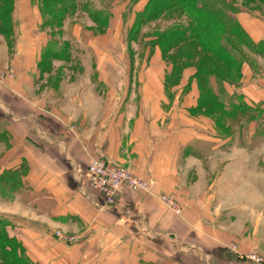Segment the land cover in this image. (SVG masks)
Masks as SVG:
<instances>
[{
	"label": "crops",
	"instance_id": "0c3cea01",
	"mask_svg": "<svg viewBox=\"0 0 264 264\" xmlns=\"http://www.w3.org/2000/svg\"><path fill=\"white\" fill-rule=\"evenodd\" d=\"M235 17L249 42L235 49L239 79L222 83L225 109H240L236 128L227 115L233 129L222 135L214 121L188 119L199 93L194 83L181 92L186 77L170 99L165 75L127 74L112 85L106 75L78 74L83 85L66 83V104L55 108L63 94L42 89L51 73L42 72L41 51L50 39L37 5L0 0V63L15 71L0 81V127L7 131L0 172L27 167L20 196L3 207L20 211L18 238L34 262L254 264L243 256L264 254V12L242 8ZM216 81L211 87L220 96ZM94 157L132 170L151 190L125 189L109 206L89 183ZM163 194L178 201L180 213Z\"/></svg>",
	"mask_w": 264,
	"mask_h": 264
},
{
	"label": "rangeland",
	"instance_id": "374dc122",
	"mask_svg": "<svg viewBox=\"0 0 264 264\" xmlns=\"http://www.w3.org/2000/svg\"><path fill=\"white\" fill-rule=\"evenodd\" d=\"M135 1L136 0H34V4L37 5L42 15L41 32L43 31L42 33H45L46 36L49 37V41L52 40L57 43V48H61L65 53L70 55L69 59H52L50 66L44 67V70L42 69V72L51 73V77H47L49 80L42 86V89L45 90L48 87L56 86L57 89L60 90L57 91V94H63L62 97L58 96L55 98V108L59 109L66 104L64 98L65 92L63 91L65 89L63 86L66 83L67 85H83V82L80 81L82 79L79 76H75L78 74L95 75L99 73L102 76L106 75L110 77L112 85L115 83L119 85V83H121L119 80H122L127 74L133 75L141 73L145 75L157 73L165 75L162 88L170 99L173 98L172 88L178 85L183 77H186L185 85L180 88V90H182L181 92L192 90V85L194 83L199 93L197 106L187 114L188 119L194 122L198 121L199 118H202L200 121H214L217 123L218 134H230L231 129H233L231 127L234 126L236 128L235 122L238 121L237 118L240 109L233 111L232 115H228L229 120L232 119L230 120L233 123L232 126H226L227 115L223 117L222 121H216L214 118L218 113L216 107H213L212 103H202L203 98L201 91L203 88L200 85V80L203 82L204 77L201 76L199 79L196 75V68L192 65L186 66L180 75L175 74L172 77L169 76V72L173 65L171 66V63L164 59L162 48L159 45L153 46L152 44V39H154L157 34L168 33L170 29L175 28V26L179 24L187 26L188 18L185 13L178 9L167 11L158 19L144 23L138 34H135L134 31L129 32V30L134 25L137 14L146 8L149 0ZM230 4L232 8H230L229 11H231L234 16L236 14L235 10L240 11L242 8L255 12H264V0H231ZM58 5L71 6V9L63 16L59 25L54 24L51 19V14L48 15L44 13L46 11L50 13L53 7ZM221 5H224L223 2H221ZM8 10L9 7L6 5L2 13H8ZM96 12L97 15L99 14L98 20L92 16L93 13L96 15ZM7 15H9V13ZM6 20H8V16L4 21ZM50 20L52 21L51 23ZM35 32H38V30H35ZM227 36L231 39V43L227 45V47L230 46L234 49L238 48L239 51L240 41L237 37L229 33ZM224 41L225 40H223V42ZM187 43L188 42L182 43L183 45H181L184 46L187 45ZM224 44L226 45V42ZM174 50L175 49H172L170 52H174ZM178 51L179 50L176 52ZM238 51L233 52H237L238 54H235L239 56L240 52ZM242 52L245 54L246 52L248 53L246 50H242ZM42 53L43 50L41 51V60ZM212 60L219 65L220 59L213 57ZM70 61L73 63L72 66H70ZM52 62H55V64H52ZM224 65V63L223 65L221 63L218 70L225 74L229 72V74H231L232 72L229 67H224ZM0 66L4 68L1 63ZM97 67H99L98 71ZM238 75H236L235 81L239 79L240 76ZM8 78L13 77H7L6 79ZM215 79L214 76H211L209 77V82H214L217 80ZM216 82H218V84L220 83L219 81ZM220 85L221 84H219V87ZM67 87L68 91L72 90V87ZM76 89L74 87V91ZM104 90L108 91L107 88H104ZM220 97L224 101V95H220ZM48 108L49 107H47V109ZM2 114L0 108V117H2ZM5 117L7 118V116ZM18 197L19 196H17V198ZM6 201L7 200L0 197V217L6 218L12 222L13 228L10 229L11 235L20 237V211L13 207H3ZM57 231L55 232V236L59 237ZM60 232L66 235L62 231ZM75 241L67 242L74 243Z\"/></svg>",
	"mask_w": 264,
	"mask_h": 264
},
{
	"label": "trees",
	"instance_id": "16d2710c",
	"mask_svg": "<svg viewBox=\"0 0 264 264\" xmlns=\"http://www.w3.org/2000/svg\"><path fill=\"white\" fill-rule=\"evenodd\" d=\"M221 2L224 5H221ZM230 3L231 0H149L146 8L137 14L135 23L129 30V32L134 31L135 34H138L144 23L156 20L170 10L178 9L185 13L188 18L187 26L179 24L175 28L170 29L168 33L157 34L152 39V44L153 46L159 45L162 48L164 59L171 63V66L173 65L169 76L180 75L186 66L192 65L196 68L198 78L204 77L203 82L200 80V85L203 88L201 91L202 103H212L213 107H216L218 110V113L214 116L216 121H222L225 115L232 113L225 109V103L221 99L222 96H215L209 77L214 76L220 82V95H224L222 82H235L236 75L239 73L238 76H240V61L242 60L240 55H237V52H235L237 54L233 52L237 48L235 50L233 47H227L231 43V39L227 35L228 33L235 35L240 42H248L249 39L239 20L229 11L232 8ZM70 9L71 6L69 5H58L53 7L50 13L47 11L44 13L51 14L54 24L59 25L63 16ZM235 12L239 11L235 10ZM94 14L92 15L93 18L98 20L99 14L97 15V12L96 15ZM52 21L50 20V23ZM223 40L225 41L223 42ZM186 42H188L187 45L182 46V43ZM225 42L226 45L224 44ZM56 44L51 40L43 50L40 62L43 70L44 67L50 66L52 59L70 58V55L61 48H57ZM180 46L182 47L178 48ZM172 49H175L174 52H170ZM177 50L179 51L176 52ZM213 57L220 59L219 65L224 63V67H229L232 73L225 74L219 71V65L212 60ZM6 136V129L0 127V140ZM26 170V165L22 164L21 167L5 169L0 172L1 198L14 200L18 195L20 196V188L22 187L21 175H25ZM12 228V222L0 217V264H37L28 256L27 250L20 239L11 235L10 229ZM141 264L163 263L142 262Z\"/></svg>",
	"mask_w": 264,
	"mask_h": 264
},
{
	"label": "built area",
	"instance_id": "2783aa9c",
	"mask_svg": "<svg viewBox=\"0 0 264 264\" xmlns=\"http://www.w3.org/2000/svg\"><path fill=\"white\" fill-rule=\"evenodd\" d=\"M14 76V69H4L0 66V81H3L7 77ZM88 172L90 175L89 183L91 187L105 196L109 206H114L116 204L118 196L125 189L144 192H149L151 190L150 181L137 176L132 170L126 167L109 163L101 157H94L91 159L88 165ZM160 200L174 212H181L180 205L174 197L163 194L160 196ZM57 235L62 237L65 241L73 242L76 240L75 236L63 235L60 231H57ZM243 258L255 264H264V254L259 252H249L245 254Z\"/></svg>",
	"mask_w": 264,
	"mask_h": 264
}]
</instances>
